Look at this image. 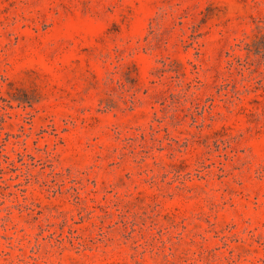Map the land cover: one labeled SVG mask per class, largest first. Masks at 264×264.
I'll return each mask as SVG.
<instances>
[{"label":"rangeland","instance_id":"374dc122","mask_svg":"<svg viewBox=\"0 0 264 264\" xmlns=\"http://www.w3.org/2000/svg\"><path fill=\"white\" fill-rule=\"evenodd\" d=\"M0 264H264V0H0Z\"/></svg>","mask_w":264,"mask_h":264}]
</instances>
